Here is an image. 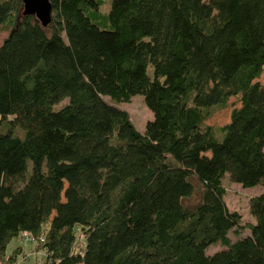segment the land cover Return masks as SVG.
Masks as SVG:
<instances>
[{"label": "trees", "instance_id": "16d2710c", "mask_svg": "<svg viewBox=\"0 0 264 264\" xmlns=\"http://www.w3.org/2000/svg\"><path fill=\"white\" fill-rule=\"evenodd\" d=\"M49 1L0 0V264L25 232L42 264H264V189L250 222L223 183L264 186V0Z\"/></svg>", "mask_w": 264, "mask_h": 264}, {"label": "rangeland", "instance_id": "374dc122", "mask_svg": "<svg viewBox=\"0 0 264 264\" xmlns=\"http://www.w3.org/2000/svg\"><path fill=\"white\" fill-rule=\"evenodd\" d=\"M97 1L99 2L97 11L94 10L90 11L93 17V21L96 24H99L100 26L109 28L110 23H108L107 17L112 1L111 0H97ZM7 33L8 32L5 30L0 31V43L3 40L2 38L5 37ZM149 72L152 73V70L150 69ZM257 80H259L260 83L264 84V72L261 74L259 78H257ZM65 101L66 98L61 100L59 103H56L54 105V108H59L61 105L65 103ZM118 105L123 109L128 110L131 120L135 123L136 127L141 131H143L146 122L153 117L152 110L146 106L143 96L139 93L133 95L129 101L121 102ZM236 106H240L239 99L237 97L236 98L230 97L228 105L225 106V108H221V107L215 108L213 114L210 117H208L205 120V122L214 126L226 124V122L230 121L231 111ZM223 183L226 187V193L224 198L229 209L237 210L240 213V215L243 216L244 221L254 222L255 218L249 212L248 201L251 196L261 193L262 190L264 189V186L262 184H258L251 187H244L240 182L236 183L230 181L228 174L223 178ZM199 196H200L199 192L196 190L193 196L186 199L185 201L189 204L196 203ZM79 231L80 230L77 229V233H79ZM247 233H249L248 229H245L242 232V234H247ZM229 237L232 238L233 240L238 238V236H236L235 233H233L232 231L229 233ZM33 244H35V242L32 241L30 242L28 239L25 240L22 237H16L8 244L7 247H8V251H12L15 245H24L25 247H29V245H33ZM220 248H223L221 244L209 245V247L206 250L207 253L210 254L215 251H219ZM24 253L25 251H23V253L18 255L19 263H21L24 260V258H22ZM29 253H30L29 255L39 254L38 252L35 251L33 252L32 248H30ZM25 263H27V261H25ZM35 263L36 260H33V262H31V264H35Z\"/></svg>", "mask_w": 264, "mask_h": 264}, {"label": "water", "instance_id": "95a60500", "mask_svg": "<svg viewBox=\"0 0 264 264\" xmlns=\"http://www.w3.org/2000/svg\"><path fill=\"white\" fill-rule=\"evenodd\" d=\"M25 14L36 15L43 26H46L51 19L52 4L49 0H23Z\"/></svg>", "mask_w": 264, "mask_h": 264}, {"label": "crops", "instance_id": "0c3cea01", "mask_svg": "<svg viewBox=\"0 0 264 264\" xmlns=\"http://www.w3.org/2000/svg\"><path fill=\"white\" fill-rule=\"evenodd\" d=\"M30 248H32V251H33V248H34L33 245H29V247H25L24 246V250L23 251H25V253H24L23 257H22V258H24V260L22 259L23 261L21 263H19V261H18V264H31V262H33V260H36L35 264H42L41 263L42 260H41V257H40L42 255H40V254L29 255L30 254L29 253L30 252ZM37 255H39V256H37ZM18 260H19V258H18ZM25 261H27V263H25Z\"/></svg>", "mask_w": 264, "mask_h": 264}, {"label": "built area", "instance_id": "2783aa9c", "mask_svg": "<svg viewBox=\"0 0 264 264\" xmlns=\"http://www.w3.org/2000/svg\"><path fill=\"white\" fill-rule=\"evenodd\" d=\"M26 236V239H29L30 241H33V238L27 233L25 232L24 234ZM43 240V239H42ZM40 255H43V251L40 250V251H37Z\"/></svg>", "mask_w": 264, "mask_h": 264}]
</instances>
